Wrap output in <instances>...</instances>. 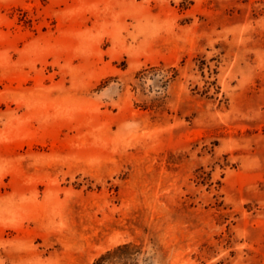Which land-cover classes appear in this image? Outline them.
<instances>
[{
  "label": "rangeland",
  "instance_id": "1",
  "mask_svg": "<svg viewBox=\"0 0 264 264\" xmlns=\"http://www.w3.org/2000/svg\"><path fill=\"white\" fill-rule=\"evenodd\" d=\"M0 264H264V0H0Z\"/></svg>",
  "mask_w": 264,
  "mask_h": 264
},
{
  "label": "trees",
  "instance_id": "2",
  "mask_svg": "<svg viewBox=\"0 0 264 264\" xmlns=\"http://www.w3.org/2000/svg\"><path fill=\"white\" fill-rule=\"evenodd\" d=\"M130 248H131V245L119 246L118 248H116V250L113 252V254H109V255H115V254L121 253L123 251L129 250Z\"/></svg>",
  "mask_w": 264,
  "mask_h": 264
}]
</instances>
